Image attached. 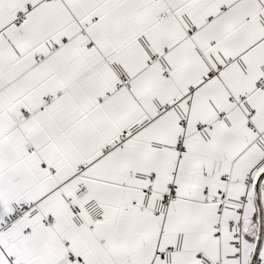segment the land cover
Segmentation results:
<instances>
[{"label": "snow or ice", "instance_id": "1", "mask_svg": "<svg viewBox=\"0 0 264 264\" xmlns=\"http://www.w3.org/2000/svg\"><path fill=\"white\" fill-rule=\"evenodd\" d=\"M0 264H264V0H0Z\"/></svg>", "mask_w": 264, "mask_h": 264}]
</instances>
